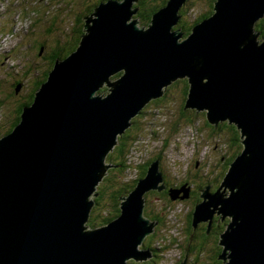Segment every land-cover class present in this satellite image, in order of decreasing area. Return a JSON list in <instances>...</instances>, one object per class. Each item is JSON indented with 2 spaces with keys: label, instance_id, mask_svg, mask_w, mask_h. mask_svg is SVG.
<instances>
[{
  "label": "water",
  "instance_id": "water-1",
  "mask_svg": "<svg viewBox=\"0 0 264 264\" xmlns=\"http://www.w3.org/2000/svg\"><path fill=\"white\" fill-rule=\"evenodd\" d=\"M186 1L168 0L147 28L137 19L129 22L139 0L102 2L85 17L77 49L56 60L18 125L0 138V264L152 258L144 241L158 223L144 210L149 192L168 188L160 159L122 197L116 219L93 229L87 223L98 184L113 166L107 164L113 145L179 77L189 82L185 108L205 111L211 125H235L243 145L220 187L201 191L193 229L208 222L210 233L215 213L230 217L218 258L224 264H264V39L256 30L264 0H216L214 13L180 40V28H173ZM106 80L111 84L103 95ZM190 191L170 194L183 199ZM190 251L188 244L186 257Z\"/></svg>",
  "mask_w": 264,
  "mask_h": 264
},
{
  "label": "rangeland",
  "instance_id": "rangeland-1",
  "mask_svg": "<svg viewBox=\"0 0 264 264\" xmlns=\"http://www.w3.org/2000/svg\"><path fill=\"white\" fill-rule=\"evenodd\" d=\"M97 1L0 0V122L3 124V132L7 130L8 123L14 119L13 109L23 98L20 94L24 90L21 89L17 95L10 94L13 87L8 75L14 71L22 86L26 84L24 91L27 96V93L32 91L33 85L36 83L34 75H41L47 67L46 62H48V59L39 56L40 52L36 56L34 50L36 42H43L45 47L43 53L52 52L50 45H54L58 36L64 34V32H68L72 36V25L77 24L75 22L78 21V17L81 16L87 6L94 5ZM134 7L138 6L135 5ZM207 9H209L207 0L192 1L181 17L183 16V19L191 22L204 15ZM35 11L38 13L34 14L33 12ZM138 12L139 10L132 17L139 21V26H143L142 21L137 18ZM129 22L131 21L129 20ZM3 26L5 29L2 31ZM10 28H13V34L7 33ZM175 30H178V28ZM181 31L185 34L184 38L182 36L180 40H184L191 35L190 30H187V28ZM259 39L263 38L259 37ZM4 49L6 52H3ZM34 66L36 68L33 69ZM29 69H33L32 72L28 71ZM116 77L117 75L113 76L112 79ZM105 91L103 95L108 93V90L105 89ZM182 93V86L178 84L170 88L165 99L157 103H151L150 101L143 108L144 111L142 112L144 114L140 117V120H137L135 124L133 123L135 126L131 127L130 133H128V137L131 140L126 142L127 154L125 163L127 167L122 172V176L120 175L125 182H138L140 180V169L138 166L147 164L161 152V168L167 178L166 185L175 190H182L183 187H186L190 188L191 192H196V194L191 193L192 199L178 198L176 200H168L167 203L157 200L156 195L149 196L147 200L148 213L149 215H158L159 217L152 221L156 222L160 218V223L158 222L155 226V239H151L155 241L158 256L154 261H146L148 264H181L185 259L187 264H211L214 251L209 246H216L220 240L219 237L216 244L217 236L212 235L213 237H210V242H208L210 245L206 246L199 255L193 252L188 257L185 255L181 257L183 244L189 232L187 226L188 217L195 208L198 188L202 181L208 183L202 190L207 189L209 185L211 190H217L220 187L222 179L219 181L218 178L224 170V162L232 151L227 132L226 134L223 133V135L217 134L213 132L215 129L207 127L205 124V111H197V129L186 127L187 129L182 135L176 134L168 145H164L165 138L171 135V126L177 119V114L183 104L184 96ZM133 118L136 120L137 116ZM117 147L118 143H115L111 152H115ZM162 148L164 149L163 151ZM107 164H112L113 166L109 168L103 178L109 174L112 168L116 169L113 163L107 162ZM117 181L120 180L117 179ZM212 183L214 184L212 185ZM101 184H105V187L111 186L110 188L108 187V191L115 188V186L111 185V182L103 183L101 181L98 187ZM180 195L184 196V193ZM110 210L112 208L108 206L104 207L100 212L108 213ZM215 216L218 217V223H213V225L224 223L221 213H215ZM98 219L95 221L97 226L95 225L94 228L103 226L101 225L102 220ZM226 219L229 220L227 222L228 225L232 219L230 217ZM91 220L92 217L89 218L87 223L88 229L92 226L90 225L92 224ZM201 224L209 225L208 222ZM225 230L226 227L223 232ZM194 231L196 230L194 229ZM142 246L140 245L139 249H142ZM153 254L154 252H152V258ZM128 261L130 262L131 259Z\"/></svg>",
  "mask_w": 264,
  "mask_h": 264
},
{
  "label": "trees",
  "instance_id": "trees-1",
  "mask_svg": "<svg viewBox=\"0 0 264 264\" xmlns=\"http://www.w3.org/2000/svg\"><path fill=\"white\" fill-rule=\"evenodd\" d=\"M103 1L106 0H98L94 5H90L87 6L85 11L81 14V16L78 17V21H76L75 23H77L76 25H72V30L71 32L73 33L72 36L69 35L68 32H64V34H60L56 40V43L54 45H50L51 49H52V56H50L49 60H48V66L46 67L45 70H43L42 72V76L41 75H34V78L36 79V83L33 85L32 91L30 93L26 94L24 93L25 91H21L24 94L22 95L23 98L20 100V102L18 103V105L13 109L14 112V119L12 121H10L8 123V128L5 132L2 131V123L0 122V137H3L5 135H7L8 133H10L20 122L21 120V113L23 112V108L25 106H29L33 103L34 98H35V94L36 91L40 88L41 84L44 83L48 77H49V72L54 68L55 62L57 59H63L66 58L68 55H70L73 51H75L82 39V35L84 33V26H85V16L90 15L94 9L101 4ZM168 0H139V3L135 4L139 7V12L137 14V18H139L140 21H142V25H146L148 23L151 22L153 15L159 10L161 9L163 6L166 5ZM196 2V0H187L186 3L184 4V7L182 8V15L184 14L185 10L187 8H189V5L191 4V2ZM216 0H207V4H209V9H207V12L194 19V21L191 22H187V20L183 19L182 17L180 18L179 21V25L181 27V29H185L187 28V30H192V27L197 24L198 22H200L201 20L211 16L214 13V4H215ZM195 4V3H194ZM184 9V10H183ZM34 14H37L38 12L35 11L33 12ZM83 15V17H82ZM4 26L2 27V31L4 30ZM256 30L261 32L260 37H262L264 39V18H262L260 21H258L257 25H256ZM8 34H13L14 30L13 28H10L7 30ZM68 33V35H67ZM43 45L42 41H37L36 42V47L34 46V50L36 52V56L38 55V52L41 51V47ZM54 52V53H53ZM119 75V74H118ZM117 75V76H118ZM41 76V77H40ZM120 76V75H119ZM9 80L11 82V86L13 87L10 94L13 95H17L20 92L19 87L22 85L20 80L18 79V77L16 76V74L13 72H11L9 75ZM180 84L182 86L183 89V104L181 106L180 111L177 114V119L173 122L170 132L171 135H168L165 140H164V145H168L169 142L171 141L172 137L175 136L176 134L182 135L185 130L187 129L186 127L190 128H195L197 129L196 123L198 121H196V118L198 116V113L196 110L194 109H186L185 108V103H186V99L188 96V91H189V83L187 79H180L177 80L176 82H174L172 85H170V87L166 88L165 94L161 97L158 98L156 100H153L152 102L157 103L163 99H165L167 97V92L170 90L171 87H174L175 85ZM26 85V84H25ZM25 89V88H23ZM106 90H108V88L104 87V89L100 90V93L103 94L105 93ZM21 95V94H20ZM151 102V103H152ZM1 104V101H0ZM144 111V110H142ZM144 114V112H142V115ZM142 115H138L137 119L135 120V118L133 119V123L135 124L137 122V120H140V117ZM205 124L207 125L208 128L211 129H215L213 132L217 133V134H222L226 132L228 133L229 136V141H230V147L232 149L231 151V155L228 156L227 160L224 162V170L222 171V173L219 175L218 180L220 181V179L223 180L224 176L226 175L230 164L234 161V159L237 157V155H239L243 149L242 146V142H241V136H240V131L238 130V128L233 125V124H229L228 122H224V123H220L218 126L215 125H211L208 123L207 119ZM135 125L131 126L132 128ZM131 127L129 129L126 130V132L120 136V138L118 139V147L116 148L115 152H111L108 157H107V162L113 163L116 167V169L112 168L109 171V174L104 178L103 183L105 182H111V185L115 186V188H112L111 190L108 191V189L111 186L105 187V184H101L99 185L97 192H98V196L93 198L94 201V206L92 208L91 211V216L92 217V225L90 228L93 229L96 225L95 221L98 220H102V224L101 225H106L109 222H111L112 220L116 219L119 215H120V203H121V197L122 196H126L128 195L136 186V183H129V182H125L124 179H121V174L123 171H125V168L127 167L126 163H125V157L127 154V143L128 141H130L131 139L128 137V133H130ZM185 127V128H184ZM164 149L162 148V151ZM162 159V154L161 152L157 155V157H155L154 159H152L151 161H149L147 164H140L138 166V168L140 169V179L143 178L148 170V167L150 165V163L153 162V160L155 159ZM131 167V166H130ZM162 170V168H161ZM120 173V174H119ZM121 175V176H120ZM164 177L166 176L165 173H163ZM120 178V179H119ZM120 180V181H117ZM167 178L165 177V180ZM165 183L167 184V180L165 181ZM207 183V182H206ZM205 182L202 181V184L199 186L198 188V193H197V197H196V204L199 203L201 201V191L202 188L206 185ZM208 184V183H207ZM170 190L171 188L168 187L167 189L158 192V191H151L146 195V205H147V200L149 198V196H157L156 198H158L157 200H161V202L167 203L168 200H172L171 194H170ZM110 206L112 208V210H110L108 213H102L100 212L104 207H108ZM196 206V205H195ZM148 208H145L144 210V215L146 217H148L151 220L157 219L159 216L158 215H149L148 213ZM195 209V208H194ZM100 213H98V212ZM193 211L189 214L188 217V234L187 237L185 238L184 244H183V250H182V256L184 257L185 255V249L187 244H190V248L191 251L190 253L196 252V254H200V252H202L204 250V248L206 246H209L210 243L208 244V242H210V237H213L212 235H216V244H217V239L220 237L221 233L223 232L224 228L227 225V222L229 221L228 219L224 220V223H222L221 225L219 224H215L214 225V229L211 231V234L208 235L207 233V229H208V225L207 224H200L198 226V228L196 229V231H194L193 229ZM175 214V213H174ZM151 216V217H150ZM218 217L215 216L214 218V223H218L217 221ZM160 220V218L158 219ZM99 222V221H98ZM97 226V225H96ZM194 236L193 240H190L191 236ZM154 235H150L148 236L145 241H144V248L145 249H150L152 252H156L157 251V247L156 246H152V242L150 243V240L152 238H154ZM150 239V240H149ZM213 246V245H212ZM211 245L209 246L210 248H212V250L214 251L212 259L213 262H211V264H224L223 260L219 259L218 256L222 254L223 251V247L218 243L216 246L214 245L212 247ZM181 262V261H180ZM129 264H148V262L144 261V262H135V261H130ZM180 264V263H179ZM208 264V263H206Z\"/></svg>",
  "mask_w": 264,
  "mask_h": 264
},
{
  "label": "bare ground",
  "instance_id": "bare-ground-1",
  "mask_svg": "<svg viewBox=\"0 0 264 264\" xmlns=\"http://www.w3.org/2000/svg\"><path fill=\"white\" fill-rule=\"evenodd\" d=\"M106 1H109V0H106ZM106 1H103V2H106ZM113 1H115V0H113ZM117 1H121V0H117ZM167 2H168V1H167ZM166 5H167V3H166ZM166 5H165V6H166ZM165 6H163V7H165ZM163 7H162V8H163ZM183 7H184V5L181 7V9H180V11H179L181 15H182L181 11H182V8H183ZM138 9H139V7H138ZM159 10H160V9H159ZM159 10H158V11H159ZM90 15H91V14H90ZM86 17H88V16H86ZM132 20H133V18L130 19V21H132ZM179 21H180V20H179ZM178 24H179V22H178L177 25L173 28V30H175L176 28L179 29ZM195 25H196V24H195ZM195 25H194V26H195ZM148 26H149V23H148L147 26H146V25H143V26H140V27H141V28H142V27L147 28ZM194 26H193V27H194ZM193 27H192V28H193ZM179 32L182 33L181 36H183V38H184V33L181 31V28H180ZM258 32H259V35H261V32H260V31H258ZM185 39H186V38H185ZM3 52H4V51H3ZM118 74L121 75V72H118V73H116V74L111 75V76H110V79L112 80L111 77H113V76H115V75H118ZM119 75H118V76H119ZM180 79H183V78L179 77L177 80H180ZM184 79H187V80H188V78H184ZM106 81H107L106 83H102V84H101V85H102V89H103L104 87L108 88V87L110 86L111 82H110L109 80H106ZM174 82H176V81H174ZM174 82H173V83H174ZM173 83H172V84H173ZM188 83H189V82H188ZM42 84H43V83H42ZM42 84H41V85H42ZM172 84H170V85H172ZM170 85H169V86H170ZM169 86H168V87H169ZM166 88H167V87L164 88L165 91H166ZM188 93H189V91H188ZM107 94H108V93H107ZM164 94H165V93H164ZM152 101H153V100H152ZM152 101H151V102H152ZM190 109H193V108H190ZM141 114H142V112H141L140 114H138V115H141ZM138 115H137V116H138ZM133 119H134V118H133ZM133 119L131 120L132 125H133ZM220 123H222V122H220ZM220 123H219V124H220ZM132 125H131V126H132ZM131 126H130V127H131ZM130 127H129V128H130ZM129 128H128V129H129ZM122 135H123V134H122ZM120 136H121V135H120ZM120 136H119V137H120ZM118 139H119V138H118ZM242 146H243V145H242ZM242 150H243V149H242ZM237 156H238V155H237ZM162 174H163V172H162ZM145 176H146V175H145ZM145 176H144L143 178H145ZM163 176H164V175H163ZM143 178H141V179H143ZM164 179H165V177H164ZM225 194H226V195H230V190H229L228 188L225 189ZM122 197H123V196H122ZM122 197H121V203H122ZM121 203H120V205H121ZM226 263H229V260H228V262H226Z\"/></svg>",
  "mask_w": 264,
  "mask_h": 264
},
{
  "label": "flooded vegetation",
  "instance_id": "flooded-vegetation-1",
  "mask_svg": "<svg viewBox=\"0 0 264 264\" xmlns=\"http://www.w3.org/2000/svg\"><path fill=\"white\" fill-rule=\"evenodd\" d=\"M85 17H86V16H85ZM144 25H145V24H144ZM178 27H180V25H178ZM180 28H181V27H180ZM181 30H182V29H181ZM184 34H185V33H184ZM32 48H33V47H32ZM44 50H45V47H44V45H42V47H41V51H40V53H39V56H43V58L49 60L50 56H52V53H47V52H44V53H43ZM53 53H54V52H53ZM49 55H50V56H49ZM46 64H47V66H48V62H46ZM34 68H36V66H34L33 69H34ZM33 69H31V70L29 69L28 71L32 72ZM21 81H22V80H21ZM21 84H22V83H21ZM23 88L26 89V85H25V84H23V86L21 85L18 91H20V90L23 89ZM25 89H24V90H25ZM18 93H19V92H18ZM24 93H25V92H24ZM24 93L22 92L21 95H23ZM141 115H142V114H141ZM215 181H217V180H215ZM213 184H214V183H212V185H213ZM168 187H169V186H168ZM212 191H215V190H212ZM191 193H192V194H194V193L196 194V192H191V191H190V195H191ZM189 198L192 199L193 197L190 196ZM201 200H202V199H201ZM145 208H147V205L145 206ZM156 222H157V223H158V222L160 223V220H159V221L157 220ZM213 229H214V225L212 226L211 231H212ZM155 231H156V228H155V230H154V233H155ZM211 231H210V233H208V235L211 234ZM154 233H153L152 235L155 236ZM152 239H155V237L152 238ZM151 241H153V242H152V246H155V241H154V240H151ZM151 241H150V243H151ZM156 249H157V248H156ZM157 256H158V253H157V252H154V254H153V258H150V260H151V261H154L155 258H156ZM150 260H148V261H150Z\"/></svg>",
  "mask_w": 264,
  "mask_h": 264
},
{
  "label": "built area",
  "instance_id": "built-area-1",
  "mask_svg": "<svg viewBox=\"0 0 264 264\" xmlns=\"http://www.w3.org/2000/svg\"><path fill=\"white\" fill-rule=\"evenodd\" d=\"M4 51H6V50L4 49Z\"/></svg>",
  "mask_w": 264,
  "mask_h": 264
}]
</instances>
